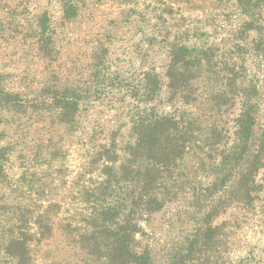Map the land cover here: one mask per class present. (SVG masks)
<instances>
[{
    "label": "trees",
    "instance_id": "1",
    "mask_svg": "<svg viewBox=\"0 0 264 264\" xmlns=\"http://www.w3.org/2000/svg\"><path fill=\"white\" fill-rule=\"evenodd\" d=\"M54 1L64 23L88 0ZM122 1L124 25L153 30L129 72L101 42L80 84L25 92L0 79V264H252L254 251L232 258L228 219L231 209H254L263 185L264 101L237 60L264 72V0H233L243 17L222 47L195 46L209 37L203 26L171 30L165 0ZM43 30L35 35L48 60L57 51ZM158 42L169 55L160 71L145 61ZM236 103L230 129L219 127ZM160 211L167 216L154 227Z\"/></svg>",
    "mask_w": 264,
    "mask_h": 264
},
{
    "label": "rangeland",
    "instance_id": "2",
    "mask_svg": "<svg viewBox=\"0 0 264 264\" xmlns=\"http://www.w3.org/2000/svg\"><path fill=\"white\" fill-rule=\"evenodd\" d=\"M143 1H140L141 6ZM165 1L171 3L174 9L172 14L164 13V16L169 18L172 24L171 30L183 29L182 27H185L187 23L190 28L194 29L199 25L204 27L203 30L209 32V37L198 35L195 40L196 47H201L208 40L218 43L219 47H222L223 42L229 45L230 41L225 38L232 35L235 26L240 24L243 17L238 14L233 0ZM144 2H148V0ZM123 5L125 2L122 0H88L86 7L80 11L76 19L61 23V11L57 1L0 0V79H4L7 88L25 92L30 91L31 88H40L49 82L80 84L88 78L92 51L101 42L109 47L111 62L115 65L122 64V68L125 71L128 68L127 72H129L132 70L129 64L134 66V62H136L135 48L150 42L148 38L153 34V30H150L152 26L149 25L150 28L144 29V33H142L138 27L132 28L124 25L122 23V19H124ZM45 15L48 18V24L44 25L42 21ZM182 16L188 18L182 20ZM262 16L264 17V11ZM154 21L156 20L152 16L150 24ZM183 22L185 23L183 24ZM42 29L54 40L57 51L56 54L52 53L51 59L48 60L40 57V53H38L39 41L38 35L35 33ZM160 34L164 36V30H161ZM166 35L174 37L172 34ZM178 36L183 39L182 34ZM162 44L163 42H158L153 48L154 52L152 51L151 56L145 60L148 62L151 60L152 65L157 67V71L161 70L159 66L169 57ZM214 52L217 55L220 50ZM217 59V63L225 60L221 55H217ZM237 62L249 67L246 73L248 77L257 78L260 97L264 101L263 70L255 68L253 64L256 62L248 57L247 61L241 57ZM202 79L204 78L202 77ZM224 81L219 82L223 84L221 88L225 85ZM205 83L204 80L195 82L198 89L197 95L207 93L208 89ZM205 107V105H201L198 110L206 111ZM227 110L223 115L218 116V124L219 127L230 129L231 118L237 112L238 104H233ZM258 114L257 129L261 132L264 127V109L261 108ZM4 115L7 116V113L5 112ZM6 119L8 121L10 117L7 116ZM25 120L26 118H22L16 123L23 126ZM192 162L195 161L192 160ZM258 176L263 185L256 199L255 208L249 211L231 209L228 219L236 222L232 227V230H236L233 232L236 234V238L232 245V258L239 259L242 255H251L249 253L254 251L256 254L253 257L255 260L251 259L252 264L264 262V166L260 169ZM164 213L160 211L154 215L152 220L154 227L162 225L167 216ZM225 217V215H221L217 220L223 221ZM238 225L240 226L237 227Z\"/></svg>",
    "mask_w": 264,
    "mask_h": 264
}]
</instances>
